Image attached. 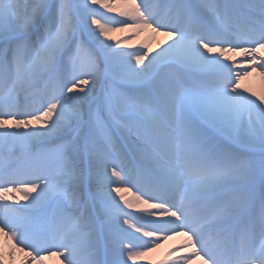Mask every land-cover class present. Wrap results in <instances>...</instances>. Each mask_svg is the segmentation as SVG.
Masks as SVG:
<instances>
[{"label": "snow or ice", "instance_id": "obj_1", "mask_svg": "<svg viewBox=\"0 0 264 264\" xmlns=\"http://www.w3.org/2000/svg\"><path fill=\"white\" fill-rule=\"evenodd\" d=\"M254 73L264 0H0V264H264Z\"/></svg>", "mask_w": 264, "mask_h": 264}, {"label": "bare ground", "instance_id": "obj_2", "mask_svg": "<svg viewBox=\"0 0 264 264\" xmlns=\"http://www.w3.org/2000/svg\"><path fill=\"white\" fill-rule=\"evenodd\" d=\"M117 35H120V34H117ZM125 35H127V33H125ZM159 39H163V37H160ZM132 42L134 45L139 46L138 41L135 38H133ZM153 47H155V44H153ZM243 83L245 87L251 88L254 91H257V92L264 91V81H262L261 78L255 73L252 76H250L247 80H245ZM128 195L131 196V193ZM181 240H182V237H172L169 240L164 241L163 243H161L159 248L155 249L153 252L149 253L146 257H144V260L152 261V262H155L153 264H156L157 261L168 259L169 249L173 245L179 243ZM19 256L20 254L17 253V261L19 260ZM55 264H58L57 259L55 261Z\"/></svg>", "mask_w": 264, "mask_h": 264}, {"label": "rangeland", "instance_id": "obj_3", "mask_svg": "<svg viewBox=\"0 0 264 264\" xmlns=\"http://www.w3.org/2000/svg\"><path fill=\"white\" fill-rule=\"evenodd\" d=\"M163 243V242H162ZM153 263H155V262H153Z\"/></svg>", "mask_w": 264, "mask_h": 264}]
</instances>
